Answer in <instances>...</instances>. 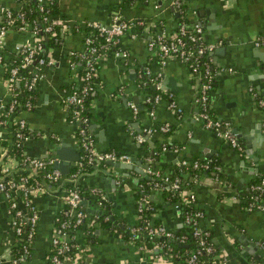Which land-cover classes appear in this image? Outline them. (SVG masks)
<instances>
[{
  "label": "crops",
  "instance_id": "obj_1",
  "mask_svg": "<svg viewBox=\"0 0 264 264\" xmlns=\"http://www.w3.org/2000/svg\"><path fill=\"white\" fill-rule=\"evenodd\" d=\"M172 1L54 0V16L61 25L60 41L42 49V64H29L35 77L34 98L29 108L16 113L6 111L11 94L0 66V141L11 144L12 125L16 119H23L27 130L23 152L41 159H56L53 146L65 142L76 149L77 160L81 154L76 122L69 121L61 97L64 90L80 83L79 63L70 52L84 50L81 27L92 21L108 23L113 15L128 22L136 19L144 22L131 25L119 36L117 46L125 52L124 57L104 51L97 60L94 90L88 102L87 132L96 150L116 149L133 160L128 162L131 168L92 162L91 168L72 181L74 186L88 190L89 197L82 198L86 204L81 208L104 211L107 205L110 207L109 214L84 210V224L71 233L76 243H80L79 264H185L171 256L155 258L154 243L149 249L144 241L131 243L127 237L129 226L137 219L135 189L145 167V156L155 152L163 142L171 146L160 148L155 162L164 167L165 173L178 167L182 179L195 180L191 188L201 212L199 226L207 234L210 232V240L226 264H264V207H249L252 185L264 176V104L260 103L264 101V44L254 43L264 37V0H184L188 24L199 23L205 41L214 45L206 56L213 79L208 103L212 123L199 114L198 85L187 65L174 57L160 64L147 47L148 37L154 32L169 35L174 32L178 13ZM2 7L16 9V0H0ZM1 18L0 11V21ZM74 26L80 30L76 31ZM33 38L31 26L11 27L3 37L0 52L3 57L16 56L20 47L32 43ZM141 74L147 81L138 84ZM156 75L159 90L166 98L153 102L152 109H148L150 102L146 97L156 90L151 80ZM168 96L178 106V112L167 107ZM129 101L137 107L135 115ZM214 122L219 123V130L223 126L229 128L238 138V146L220 136ZM154 124L156 130L138 141L137 135L143 128ZM163 124L172 125L167 135L161 132L165 130L158 129ZM246 143L249 146L245 148ZM0 152L7 150L0 145ZM192 158L204 160L203 167H207L208 160H216L221 179L205 171L192 176L187 168ZM182 160L187 164L183 165ZM197 167L191 165L193 169ZM12 172L18 173L19 169ZM68 172L60 171L61 176L55 182L42 181V192L32 197L37 211L34 234L29 253L18 264L47 263L54 216L64 207L62 197L69 184ZM147 194L157 204L152 222L155 220L170 230L179 228L182 222L177 210L163 199L159 189L151 186ZM95 195L104 198L102 205ZM15 198L17 206L24 209L21 198L18 195ZM257 200L264 206V191ZM10 220L7 200L0 193V261L5 264L13 257L9 255L15 236Z\"/></svg>",
  "mask_w": 264,
  "mask_h": 264
},
{
  "label": "built area",
  "instance_id": "obj_2",
  "mask_svg": "<svg viewBox=\"0 0 264 264\" xmlns=\"http://www.w3.org/2000/svg\"><path fill=\"white\" fill-rule=\"evenodd\" d=\"M36 4V9L41 13V19L45 22L44 30L48 31L52 29L53 24H60L58 18L54 15H49L46 13L48 11V3L54 2V0H34ZM184 2V0H173L172 4L177 11L180 12V5ZM16 9H11L9 7H2L1 11V21H0V47L3 43V37L6 31L15 27L17 29H21L25 27V25L31 26V33L34 35L33 42L30 44H25L20 47L19 53L21 55V62L19 65H14L9 69V75L6 78V82L10 92V101L7 105L6 111L7 113H13V107L17 103L18 100L14 97V93L12 92L11 83L13 81L23 80L26 87L30 89L33 85H35V77L32 75L30 78L23 77L22 73L19 72V67L28 66L33 63L35 66L38 64H42L44 62L43 57L41 56L42 45L41 40L42 36L38 35L35 27L24 19L23 13L20 11H15ZM14 11V12H13ZM184 15H182L183 17ZM143 25L144 22L142 20H134V21H125L120 19L118 15H113L111 20L108 23H101L97 21L86 22L84 26L89 27V33L84 34L83 44L84 50L82 52L72 51L70 55L73 56L72 59L74 61L82 62V73H80V83L85 81V83L81 84H73L66 91L64 90L61 100L63 102L64 108L69 114V121L76 122V140L78 150H82L85 153V157L87 162L96 163V162H106V161H121V162H129L130 157L128 154L124 152H116L113 149L98 151L94 148L92 139L87 132V122L88 119L86 116L81 115V108L83 107V97L84 95L94 90V75L97 67V60L102 55V53L98 52V49L94 43H92L91 37V29L95 30L96 35H101L105 41L112 45L111 52L116 57H124L125 52L117 46L119 36L126 31L131 25ZM76 31H79V27L74 26ZM255 44H264V37H259L254 40ZM147 47L151 50L156 56L160 64H163L166 59L170 57L177 58L183 61L191 73V76L198 72L199 62L198 57L207 56L214 47V45L210 42L205 41L202 34V26L197 22H192L191 24H187L183 19L177 22V27L172 34H166L163 31L154 32L152 35L148 37ZM0 63L2 62V57L0 55ZM148 70L146 69V72ZM202 75L204 77L203 81L198 85L196 91V101L198 102L200 108V116L203 117L207 123L212 120L209 118V96L207 94V89L210 87V82L212 78V71L210 65L207 61V58L202 63ZM153 85L155 89H160L159 76H154L152 79ZM79 88L78 90L72 89L73 87ZM160 91V90H159ZM160 92H156L155 94L148 95L146 97V101L155 102L160 99ZM260 103L264 104L263 100H260ZM32 105L30 101H25L23 106L24 108H29ZM128 105L135 115L137 113V107L135 103L129 101ZM167 107L174 112H178L179 108L176 103L173 101L171 97L168 96ZM151 113V112H150ZM16 128L13 130V136L15 139H24L26 135L22 132V129L25 128V123L23 119H16L15 123ZM214 128L217 130V133L220 136L225 137L229 143L233 146H238L236 136L230 132L229 128L223 126V130H219V123L214 122ZM158 129L166 130L167 125L163 124L158 127ZM156 130L155 127L148 126L143 128V132L137 135V140L142 141L146 134H150L152 131ZM161 149H166L167 146L162 143ZM176 150L175 148H173ZM23 156L21 158L15 157V155L9 154L7 152H3L0 154V193L4 196L8 203V212L10 214V224L13 230L14 235H20L22 230L24 240L30 244L33 234L34 227L37 219V211L36 207L32 202V197L42 192L43 186L42 181L47 182H55L57 181L61 174L57 168H53L52 164L55 157H49L45 159L32 157L25 152H23ZM81 156V155H80ZM78 157L77 160L73 163V171L68 172L66 179L69 181V184L64 190L63 193V201L65 208L59 210L58 212L61 214L71 215L73 216V221L70 222L66 218H59L58 215L54 217L57 221L53 226V233L50 237V254L48 256V260L46 264H70L74 262V257H70L68 251L70 248L75 246H80V243H73L72 240L73 235L69 233V229L77 226L80 221L85 216V211L80 207V200L83 198L78 189L72 184L74 178L80 174V161ZM152 157L147 155L145 156V167L143 169V173L148 175H160V181L165 183V187L170 190L178 189L180 186V180L177 176H170V173L162 172L160 173L158 170L152 167ZM181 163L187 164L186 161L182 160ZM191 165L193 167L198 166V162L196 160L191 161ZM40 169L42 170V180L39 181L37 178H29L32 177L33 173L30 169ZM19 169L18 175L16 176H8V174L14 170ZM21 170H27L25 173H20ZM159 185V186H158ZM152 186L156 189H160L163 187L157 182H152ZM251 201L249 202V207H259L263 208L264 206H260V203L255 202L254 200L259 199L261 193L264 191V176L257 179V181L252 185L251 188ZM95 192V191H93ZM15 195H18L21 198V201L24 205V209H21L16 204ZM181 200L184 203H190L194 199V193L189 190L187 192L180 189ZM97 200L99 204L102 205L104 198L98 195ZM145 202L144 196H139L135 200L136 209H140L143 207ZM255 202V203H254ZM174 208H177V203L173 204ZM248 207V208H249ZM200 211L194 212H185L184 221L188 222L193 220L192 226V235L196 241V248L194 250L188 251L184 262L186 264H201V260L198 258V255L201 251L204 253H209L213 249L212 242L207 240V232L200 228V226L195 224V219L192 217H200ZM64 216V217H65ZM143 233H146V238H153L156 236L166 237V238H176L180 242H183L185 237L184 235L174 236L172 230L165 228L164 226L157 224L152 225L149 222H145L142 226H137L135 224L129 226L128 228V240L131 243L135 242V237ZM155 244V243H154ZM27 245L24 243L22 245V255L24 256L27 253ZM156 251L153 256L155 258L162 257L167 259L172 256L170 248L168 245H164L163 243H156ZM140 247H144L145 245L140 244ZM168 249L169 256L163 251V249ZM149 249H151L149 247ZM21 254L18 256L10 257L6 260V264H18L19 261L22 260L23 256ZM76 256H80L79 253ZM1 262V261H0ZM212 264H226V260L224 257L217 259L216 261L213 259Z\"/></svg>",
  "mask_w": 264,
  "mask_h": 264
},
{
  "label": "trees",
  "instance_id": "obj_3",
  "mask_svg": "<svg viewBox=\"0 0 264 264\" xmlns=\"http://www.w3.org/2000/svg\"><path fill=\"white\" fill-rule=\"evenodd\" d=\"M16 4H17V8L15 11L22 12L24 19L27 20L28 22H30L35 27V29L37 30L36 33L38 35L43 37L41 40L42 48H44L45 46H53V45L58 44V42L60 41V37H61V34H60L61 25L60 24H53L51 30L45 31L44 30L45 22L42 21L41 13L36 9V4H35L34 0H16ZM48 8L49 9L46 12L48 14V16L54 15L55 11H56V6H55L54 2L48 3ZM179 9H180V12L178 13V16H176L177 22L180 21L181 19H183V21H185L188 24L189 18L186 15L187 4L185 3V1L180 5ZM182 15H184V16L182 17ZM82 27H81V29H83V38H84V34L89 33V27H87V26H82ZM176 27H177V25L175 26V29H176ZM79 29H80V27H79ZM91 31H92L91 32L92 43H94L96 45L98 52L101 53V52L105 51L107 53H110L113 46L110 45V43H108L107 41H105L101 35H96L95 30L91 29ZM0 55L2 57V62H4V63H0V66L2 68V74H3L4 78H7L9 75L10 67H12L14 65H19L22 58H21L20 53H18L16 56H12V57H3L2 52H0ZM205 59H206V56H201L200 58L198 57V60H200L202 62H199L198 72L193 74V77H192L193 82H195L197 85H199L204 79L201 71H202V63L205 61ZM157 60L158 59H156V62H158ZM77 62L79 63L77 65V70L80 73H82V70H81V67L83 66L82 62L76 60V63ZM18 70L20 73H22L23 77H25V78H30L32 76V74H31L32 72L29 68V65L24 66V67H19ZM141 75H143V76L137 78L138 84H140L142 82V80L147 81L146 76L144 74H141ZM83 83H85V81L82 80L80 85ZM11 86H12L11 87L12 92H15L14 97H16V99L18 100V104L16 103L12 109L13 113H16L19 109L24 108L23 104L25 101L28 100L32 103L33 98H34V85L30 89H28L26 87V84H24L23 80L21 79L18 81L17 80L13 81L11 83ZM212 86H213V79L211 78L210 87L207 89L208 96H209V93L212 89ZM72 89L78 90L79 88L73 87ZM156 92H160V91L156 89L154 91V94ZM92 93L93 92L89 91L84 95L83 107L81 108V115L86 116L88 121H89V114H90L88 102H89L90 98L92 97ZM160 96H161L160 98H166V95L161 93V92H160ZM147 106H148V109H152L153 102H150L149 104H147ZM209 115H211L210 111H209ZM87 124H88V122H87ZM152 126H154L156 128L157 125L154 124ZM12 127L16 128V125L13 124ZM171 128H172V125L168 124L167 130L161 131V132H163L164 135H167L170 132ZM22 132L26 135V133H27L26 128H23ZM163 143L167 146H171V143H168V142H163ZM0 145H2V147L6 148L7 153L15 155V157H17V158H21L24 155L23 154V139L22 138L15 139L13 137L11 144L8 143L6 140H1ZM160 147H161V145H158V148L156 149V151L149 154V156H151L153 158L152 163H151L152 167L155 168L156 170H158L160 173H162L164 167L160 164H157L154 160V157L157 156L156 154L160 150ZM113 150H115L116 152H120L116 149H113ZM79 152L81 154V156L79 158V161H80L79 167H80V173H81V172H84V171L88 170L89 168H91L92 163L87 162L86 157H85V153L82 150H80ZM0 154H1V152H0ZM193 159H196V158L190 159L189 160L190 162L187 165V168L189 170H191L192 176L195 173L197 174L199 172L201 173V172L205 171V173L209 174V176H213V177H216L218 179H221L222 174L216 168L218 166V162L216 160H212V161L208 160L207 161V167H203L201 164H203V162H205V161L197 158L196 160L198 162V167H197V169H193V168H191V161ZM99 163L105 164L106 162H99ZM75 168L71 167L69 172L73 171V169H75ZM30 170L32 171L33 175H32V177H29V178H37L39 181L42 180V172H43L42 170L33 169V168ZM180 170L181 169H178V167H176L173 170V172L170 173V176H173V177L177 176L180 180V186L178 189H175V190H170V189L166 188L165 183L160 181L161 180L159 177L160 175H148L146 173H142L140 175V177L137 179L138 181H137V185H136V189H135V196H136V198L139 197L140 195L144 196L145 202H144L143 207H141L139 210L135 209L137 219H136V222L134 224L137 226H142L145 222L151 221L152 225H154V226L157 225V221L153 220L154 223L152 222V216H153L154 212L156 211L157 204L155 202H153V200H150L148 198L147 193H148L150 187L152 186V182H157L161 186L163 185V187H161L159 189V192L161 193L163 199L165 201H167L169 204L173 205L174 203H177L176 210L178 212V217L182 222L181 226L179 228H177L176 230H172V232L174 233V236L184 235L185 239L183 242H180L178 239H176L174 237L166 238V237L158 236V237H154V238H146V237H143V235L142 236L138 235L135 237V242L138 243V242L144 241V244L146 245V247L151 246L153 243H155V244L156 243H163L164 245H168L170 248V251L172 253L171 257L175 260L179 259L180 261L185 263L184 260H185V256H186L187 252L194 250L197 246L195 238L192 235L193 220L185 222L184 221L185 212L199 211V208L196 206V203H197L196 197H194L193 201L190 203L182 202L181 195H180V189H182L185 192H187L189 190H191L193 192V189L191 187H192L193 183H195V180L191 179V180L186 181L185 179H182V176L180 174ZM25 172H27V170H21L20 171V173H25ZM16 175H18L17 172H12V173L8 174V176H16ZM75 187L78 189V191L82 197H87L89 195L87 189L83 190L78 185H75ZM250 201H251V198H250ZM254 201L259 202V200H254ZM63 208H65V206ZM56 215H58L59 218H66L70 222H72L73 218H74L73 216H71L69 214L65 216L64 214H61L59 212H57ZM192 218L195 219V224L198 223V225H199L200 217H195V218L192 217ZM98 219H101V216H98ZM53 223L56 224L57 221L54 219ZM83 224H84V221L82 219L76 228L72 227L69 229L68 232L72 233L75 229H78ZM107 224H108V222H107ZM85 227H86V225H85ZM24 230L25 229L22 230L20 235L14 236L13 243L10 247V252H9L10 256H18L20 254L22 255V245L24 243H26V245H27V242L24 240V237H23ZM209 234H210V232L207 235V237H208L207 240L211 242V240H210L211 235H209ZM127 237H128V233H127ZM72 242L76 243V241L74 239L72 240ZM212 247H213V249L211 250V252L204 253V251H201L200 254L198 255V258L202 262L201 264H212L213 259L216 261L217 259H220L222 257L218 251V248L215 247L214 245H212ZM26 248H27V253L24 256L22 255L23 258L29 253V250H30V244L29 243H28ZM163 251L168 256L170 255L168 249L164 248ZM77 253H79V254L81 253L80 246L73 245L70 248V250L68 251L69 256L74 257V262L70 263V264H79L80 257L76 256ZM0 264H5V263L0 262ZM196 264H198V263H196Z\"/></svg>",
  "mask_w": 264,
  "mask_h": 264
},
{
  "label": "water",
  "instance_id": "obj_4",
  "mask_svg": "<svg viewBox=\"0 0 264 264\" xmlns=\"http://www.w3.org/2000/svg\"><path fill=\"white\" fill-rule=\"evenodd\" d=\"M235 130L236 129L233 128V131H235ZM237 140H238V138H237ZM248 146L249 145L246 143L245 148ZM53 153L56 155V159H54L52 167L59 169L62 173H67L70 163H72L76 159V156H77L76 149L71 147L70 145H68L65 142H61L60 144L53 146ZM131 160H133L132 157H130V161ZM106 163L109 165L125 167V168H131L132 167V165H130L128 162L106 161ZM108 198L110 199L111 197L108 195ZM80 204L85 206L86 200L81 199ZM109 208L110 207L107 205L105 207L104 211L101 208L96 209V208H90L89 207V208H85V209L82 208V209L87 210L88 213H93L96 211V212H99V214H102L101 212L103 211L106 214H109V212H110ZM109 218L111 220H113L112 216H110V215H109ZM146 236H147L146 233H143V237H146ZM156 237H158V236H156Z\"/></svg>",
  "mask_w": 264,
  "mask_h": 264
}]
</instances>
